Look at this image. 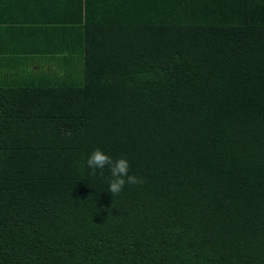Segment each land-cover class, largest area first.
<instances>
[{
    "label": "trees",
    "instance_id": "trees-1",
    "mask_svg": "<svg viewBox=\"0 0 264 264\" xmlns=\"http://www.w3.org/2000/svg\"><path fill=\"white\" fill-rule=\"evenodd\" d=\"M51 1L0 0V264H264V0Z\"/></svg>",
    "mask_w": 264,
    "mask_h": 264
},
{
    "label": "clouds",
    "instance_id": "clouds-1",
    "mask_svg": "<svg viewBox=\"0 0 264 264\" xmlns=\"http://www.w3.org/2000/svg\"><path fill=\"white\" fill-rule=\"evenodd\" d=\"M87 166L91 169L92 175L97 173V170L103 172L105 167H108L112 179L109 181L108 191L114 195L122 192L125 184L143 183L141 178L129 174L130 164L125 158L113 160V158L105 154L100 149H96L87 159Z\"/></svg>",
    "mask_w": 264,
    "mask_h": 264
},
{
    "label": "rangeland",
    "instance_id": "rangeland-1",
    "mask_svg": "<svg viewBox=\"0 0 264 264\" xmlns=\"http://www.w3.org/2000/svg\"><path fill=\"white\" fill-rule=\"evenodd\" d=\"M59 0H53V1H51L50 3H49V9L50 8H54V11L56 10V13H59L60 14V12L58 11V9H56V5L59 3L58 2ZM58 7H61V6H58ZM48 11L49 10H46V9H44V8H42L41 9V15H40V17L38 18L40 21H42V20H44V21H46V20H50V19H53V18H50V15H49V13H48ZM66 12V11H65ZM54 16H56L55 14H53ZM64 15H61L60 14V16L59 17H63ZM57 17V16H56ZM55 18V17H54Z\"/></svg>",
    "mask_w": 264,
    "mask_h": 264
}]
</instances>
